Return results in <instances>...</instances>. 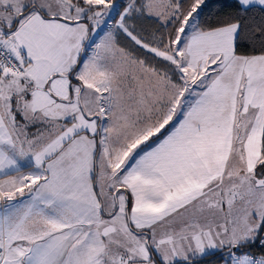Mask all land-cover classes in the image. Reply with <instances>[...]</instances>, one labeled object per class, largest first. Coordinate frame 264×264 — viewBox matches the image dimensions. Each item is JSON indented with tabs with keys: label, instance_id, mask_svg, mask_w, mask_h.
Wrapping results in <instances>:
<instances>
[{
	"label": "snow or ice",
	"instance_id": "6c2138e0",
	"mask_svg": "<svg viewBox=\"0 0 264 264\" xmlns=\"http://www.w3.org/2000/svg\"><path fill=\"white\" fill-rule=\"evenodd\" d=\"M0 264H264V0H0Z\"/></svg>",
	"mask_w": 264,
	"mask_h": 264
}]
</instances>
